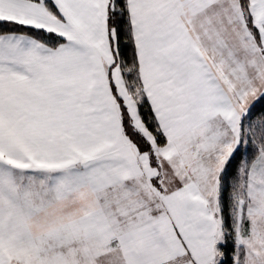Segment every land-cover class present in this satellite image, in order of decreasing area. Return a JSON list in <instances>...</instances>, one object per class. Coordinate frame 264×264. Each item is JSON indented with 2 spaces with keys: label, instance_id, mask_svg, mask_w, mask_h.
<instances>
[{
  "label": "snow or ice",
  "instance_id": "snow-or-ice-1",
  "mask_svg": "<svg viewBox=\"0 0 264 264\" xmlns=\"http://www.w3.org/2000/svg\"><path fill=\"white\" fill-rule=\"evenodd\" d=\"M0 264H264V0H0Z\"/></svg>",
  "mask_w": 264,
  "mask_h": 264
}]
</instances>
